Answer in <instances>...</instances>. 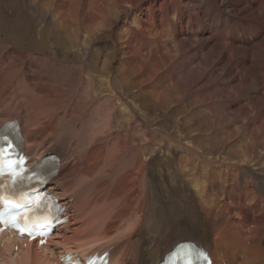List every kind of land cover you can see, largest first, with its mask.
Masks as SVG:
<instances>
[{
  "label": "bare ground",
  "instance_id": "1",
  "mask_svg": "<svg viewBox=\"0 0 264 264\" xmlns=\"http://www.w3.org/2000/svg\"><path fill=\"white\" fill-rule=\"evenodd\" d=\"M22 3L84 59L0 31V127L18 126L30 163L58 158L44 189L64 207L43 246L2 232L0 264L107 251L108 264H157L183 241L212 264H264V0ZM158 153L179 196L167 207L151 188Z\"/></svg>",
  "mask_w": 264,
  "mask_h": 264
},
{
  "label": "rangeland",
  "instance_id": "2",
  "mask_svg": "<svg viewBox=\"0 0 264 264\" xmlns=\"http://www.w3.org/2000/svg\"><path fill=\"white\" fill-rule=\"evenodd\" d=\"M16 1H18L19 4H17L16 2L14 3L13 0H0V8H1L0 9V31L5 33L6 39L8 38L10 41L20 43L21 45H19L18 47H20V48L23 47V48L27 49L28 51L29 50L35 51L36 49H41L39 51L47 50V52L49 54L50 53H51V55L55 54V56L57 58H59V60L66 59L68 61L75 62V61H82L84 59V56H83L84 51H82V50L76 51L75 49L70 47V45H67L64 42H63L64 43L63 44L62 41L57 37L49 38L47 36V31H46L48 28L43 29L44 24H42L40 21L32 20L33 15L28 11L26 5L24 3H22V0H16ZM10 5H12V6H10ZM12 11H14V12H12ZM12 19H13V21H12ZM9 29H10V31H9ZM39 29L40 30L42 29V31H41L42 38L40 40L38 39L39 38L38 37V30ZM2 37L5 41L6 39H5L4 34H2ZM132 94L135 95L136 93L133 92ZM138 101L139 102L143 101L141 96L138 97ZM142 104L144 105L142 107L145 110H149L148 112H151L153 114V116H156V117L160 116L158 114V112H156L155 110H152V108H151L152 106H149L151 104L145 103L144 101ZM177 118H178V116L177 117L173 116L172 119L170 120L171 124L174 127H176V125L178 124ZM174 123H176V124H174ZM151 124H153V121H151ZM178 156H180L179 153L176 154V158H178ZM163 157L164 156L162 153H158L157 156L154 157V159L151 161L149 173H150L151 182H152L151 188L153 189V191L156 192L157 199L161 202V204H164L167 207V205L170 204V203H166V202L171 200V199H169L170 195L175 194V198L177 200H178L179 196L175 192H171V189L168 190V188H166V186H164L165 183L163 182V180L159 176V167H160L161 161L163 160ZM170 170H171V172H173V174H175L178 177L179 188L181 189V191H184L185 186L182 182V177H181L179 169L176 168V166H174L173 169L170 168ZM166 191L171 192V194L168 195V193H166ZM157 213H159V211H157ZM167 216H169V215H167ZM167 219L170 221L169 217H167ZM176 223H177V221H171V225L173 227L177 225ZM188 225H192L191 222ZM55 240L58 241L60 239L55 238ZM1 244L2 243H0V249L2 247ZM55 250L60 251L61 247L56 246ZM12 251L14 253L17 252V247L15 246L12 249Z\"/></svg>",
  "mask_w": 264,
  "mask_h": 264
},
{
  "label": "snow or ice",
  "instance_id": "3",
  "mask_svg": "<svg viewBox=\"0 0 264 264\" xmlns=\"http://www.w3.org/2000/svg\"><path fill=\"white\" fill-rule=\"evenodd\" d=\"M16 136L17 133L14 125L6 124L0 127V201L9 208H23L24 204L22 202L14 203L12 199L4 195L5 178L7 179V188L12 191L18 190L19 185L30 179L26 175L28 170L23 167L24 158L22 156L17 157L15 151L14 140ZM21 200H23V196H21ZM51 221L52 217L45 216L42 220L34 222L28 231V235H36V230L39 228L52 227ZM13 226L17 225L13 224ZM23 231L24 229H21V234H23ZM173 259L178 264H195V262L206 259V257L202 250L188 244L180 247L174 254Z\"/></svg>",
  "mask_w": 264,
  "mask_h": 264
}]
</instances>
